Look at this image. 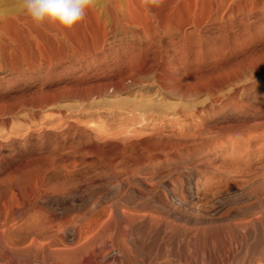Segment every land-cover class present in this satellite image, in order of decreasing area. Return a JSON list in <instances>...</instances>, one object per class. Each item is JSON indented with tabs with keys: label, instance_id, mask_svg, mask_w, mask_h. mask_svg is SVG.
I'll use <instances>...</instances> for the list:
<instances>
[{
	"label": "bare ground",
	"instance_id": "6f19581e",
	"mask_svg": "<svg viewBox=\"0 0 264 264\" xmlns=\"http://www.w3.org/2000/svg\"><path fill=\"white\" fill-rule=\"evenodd\" d=\"M19 8L20 7H18V9ZM18 9H16L15 11L13 10L14 12L10 11V13L7 12L6 14L0 15V31L3 30L10 22L12 23L13 26L16 27V29L22 32L21 39L18 41H15L18 39V37H16L17 39H14V36L13 39L10 40L5 39L7 40L6 42L7 44H5V42L3 41L5 45V49L4 52L0 51V70L2 66L11 73L16 69L15 67L20 64L21 66H24L27 69H31L32 71H37L38 73H40L41 70L44 69L43 76L45 80H48L51 78L50 76V73L52 71L51 68L60 69L55 72L58 73L55 74V76L53 77V81H56V83L64 80L61 77V75L63 76L64 73L67 74L72 72L73 75L72 78L65 79L64 81L65 83H63L56 89L54 90L47 89V91L49 92H46V90L43 89V91H45V92L42 91L43 95L44 93H46V95L48 93V95L36 100V104L34 103L35 104L34 108L36 109V106L43 107L51 104L52 107L50 108H54L53 104H57L58 102H60V100L58 102L56 100L63 97L67 99H77L81 103L82 101L84 102L87 100L89 101L90 99L98 98L99 100L97 99V102L95 104L96 106L94 105L97 108V106L99 105L98 103L101 99H105L107 96L109 97L110 95H119L121 93H127L136 86L142 87V90L140 89V91L145 92V94L146 92L147 94L149 93L148 90L154 91V89H156L157 91H155V93L159 92L164 97H168V98L172 97V99L173 97L175 99L179 98L178 99L179 101L181 98H184L186 96L190 97V95L197 93L199 95V93H201V91L203 92L204 90H206V92L208 91V93L211 92L213 90L211 87H213L212 85L215 75L213 73V70L210 68V65H208L202 73H199V71L197 72L196 70L191 69L190 67L192 63L193 64L198 63V56L200 54V50L202 47L201 46L202 39L209 38L210 33L212 32L213 27L216 26L217 22L220 24L225 23L227 22L226 20H228L226 18L231 15L235 18L236 14L237 16H240V14H244L245 18L246 17L248 18L250 17L249 15H252L254 13L264 14V0H162V3L159 6L150 3H145L144 0H96L94 7H92L88 11L86 20L82 24L77 26L72 32H69L66 35L61 34L56 29L48 26H44V27L35 26L32 23V21L27 16L21 14ZM243 23H245V21ZM233 26H235V24ZM249 27H251V25ZM236 34H234V36ZM0 40L2 39L0 38ZM244 40L246 41V39ZM3 42L0 44H3ZM261 50H264V48H262ZM262 53H264V51H262ZM208 54L209 53H207V56H210ZM253 54L258 55L256 53ZM255 62L257 63V61ZM19 73H21V71ZM2 74H4V72ZM226 77H228V75ZM41 79L43 78L41 77ZM69 79L71 80L70 83L68 82ZM227 80L231 81V79L229 78ZM148 83H150V85H148ZM219 88L221 87L219 86ZM212 93L214 92L212 91ZM20 96H21L20 99H23L22 94ZM29 96L30 95H28V98ZM31 96H32L31 98L32 100L33 97H36L37 95L36 96L31 95ZM39 96H41V94ZM126 96L123 95V97L122 96L121 97L124 98ZM143 96L139 97L140 100L141 98H143ZM25 97L26 99H28L27 95ZM116 97L118 96H115L114 98ZM209 97L211 96L209 95ZM16 99H12L14 100L13 104L17 102V101L15 102ZM127 99L128 98H125L123 100L125 101ZM135 99L133 100L135 101ZM147 99L149 98H146V101ZM151 99H149L150 103L149 102L141 103L145 101L144 99H143L144 101L141 102L138 101V103L132 102L130 100V102L127 104L128 107L130 108L131 115L127 116L126 114V117L124 116V118L120 119V121L118 122H121V120L122 122L118 126L115 124V126L117 127L108 124V126L106 127L104 126L105 127L104 128V127H100L99 126L100 123H98V125L96 126H99V128L101 129L97 131V127H96L97 133L95 134H92L93 130L90 132V130L88 129L86 130V128H84L85 130L80 131L81 136L83 137L84 140L82 145H80L77 148L76 147L71 149L68 148V150L65 151L64 150L54 151L53 153H51V155L48 158L46 155L45 160L36 159L38 160L37 162H39V160H41L40 162H42V160L45 161L46 165L43 164L44 162L42 163L43 165L39 164L40 166L36 168V172L34 171V173H36V175L33 174V176L35 177V178L33 177L34 179L26 177L25 179L23 178L20 181L19 180L17 182L13 181L14 183L11 184L8 183L9 184L8 187L6 185L8 189L9 188L11 189L10 191H13V189L19 190L21 192V195L19 193L20 197L18 199L16 195L14 196V194L16 193V191H14V194L9 196L10 198L9 199L7 198L8 200H6L5 203L2 202L4 204V211L2 210L3 214L2 216L0 215L1 216L0 264H150L149 262H151L152 259H156L154 254L158 251V249H160L159 251H161V257L166 256L168 257L167 258L168 260L165 261L164 263L157 261V263L155 262L156 264H182L181 262L186 260L188 261V263L190 262L191 264H195L197 263V261H199V264H216L217 261L219 262L221 258L230 260L228 257H232V256H229V254L234 255L231 253V250L235 249L236 247L239 248V252L237 254L235 253L234 256L235 260L233 259V261H236L237 264L259 263L260 260L259 258H258V262L256 260H252L251 258H253L254 253H257L259 251V250L257 251L259 247L264 248V209L261 210V216L259 217L261 219V222L258 221L259 218L257 219L256 217H252L249 221L243 223L241 222L242 220L241 221L239 220L240 222L237 220L240 216H242V212H244V210L247 211L249 210L251 211L252 214V210H254L257 207L258 200H256L257 202L252 201V203L250 200H253L255 198L254 196L255 194H257L256 190L258 186L264 185V162L260 161L258 165L255 167L253 166L250 167L249 166L250 164L249 165L247 164L248 166L241 164L230 165L229 163H232L230 162V160L229 163L227 162L228 160L224 161L225 160L224 154L219 153L213 149L212 150L207 149L208 147L207 145L206 148H201V146H198V143H197L198 149H195L196 146L195 147L192 146V148L190 147L191 149H183L184 147L174 148V146L173 148H167L166 145L169 143V147H170L171 145L170 141L172 142L175 139V137L173 140L171 137H169L170 141L162 140L160 138L161 136H157L160 134H155L156 132L154 134L149 133L150 132L149 130L151 129L148 130L147 124L149 122L147 123L146 121L149 118L146 113L149 110H154V108H156L155 109L156 111L160 108L158 107V104H156L155 102L152 103ZM153 99H155L156 101V98ZM112 100L118 101L119 99L117 98ZM27 101L24 100L26 104ZM110 101L111 99H109L108 101L106 100L107 103L109 102L112 105L111 102L113 101L111 102ZM124 101L122 102L123 104H125ZM80 102H78L79 107L82 105V104L79 105ZM91 102L88 103L91 104ZM106 102L103 103L106 104ZM120 102L118 104H120ZM211 102L212 100L210 101V103ZM170 103L171 102H169V104ZM190 103H189L190 106L191 105L194 106L195 104V102H193L194 104L193 103L190 104ZM67 104L71 105L69 102ZM76 104H73V106L75 105V107L78 108ZM115 104L116 102L114 101V105ZM203 104L198 103V105H202V107ZM207 104L205 106H207ZM5 105L8 106L9 104L7 103ZM28 105L30 106L29 103ZM28 105L26 106L27 109H28ZM60 105H59V109L63 107V106L61 107ZM92 105L93 104H91V106ZM111 105L109 106L112 109L113 106ZM172 105L173 104H171L170 106ZM106 106L108 107V105ZM116 106L118 105H115L113 109ZM120 106L122 105L120 104ZM166 106L164 105V107ZM64 107L65 109L69 108L67 106ZM95 107L92 109H95V111H97ZM101 107L98 109H101ZM186 107L188 108L189 106L187 105ZM8 108L10 107H7L5 109H7L8 111ZM24 108H25V104H24ZM89 108H87V111H89ZM116 108L118 110L120 109L118 107ZM45 109L48 108L45 107L42 110ZM105 109L107 108H104V110ZM109 109L110 108H108L107 111L111 110ZM123 109L124 108H122L121 110ZM163 109L160 111L163 112L164 111ZM9 110L11 111V109ZM69 110L70 108L68 109V111ZM71 110L73 111V109ZM82 110L85 113L86 109H82ZM125 110L126 109H124L123 111ZM159 110L158 112H160ZM7 111L6 110L3 111L2 109L1 112L5 113ZM49 111L50 112L46 113L47 115L48 113H51V110ZM75 111L76 110H74V112ZM21 112H19V114H21ZM23 112L27 113L28 111L27 112L23 111ZM92 112L93 111H91V113ZM4 113H2V115ZM76 113L77 112H75V116ZM115 113L121 115L120 114L121 112L116 111ZM164 113H166V111H164ZM57 114H56V118L58 116ZM5 115L6 114H4V117H6ZM65 115L68 116V114ZM65 115L63 116L64 118ZM159 115H156V117ZM175 115L177 116L178 114L176 113ZM31 116L32 118H34L33 114ZM50 116H52V114ZM121 116H123V114ZM137 116L139 118H137ZM43 117L41 118V120L43 119ZM18 119L16 118L17 122ZM46 119L49 118L47 117ZM61 119L63 120V118ZM93 119H95V117ZM39 120L40 119H38V122ZM55 120L56 122L58 121L57 119ZM70 120H72V118ZM96 120L98 121V119H95V122ZM156 120H158V118ZM32 121L36 122L37 120L32 119ZM152 122H156V121L153 120ZM31 123L34 124V122ZM11 124L13 125V123H11L10 121V125ZM16 124L17 123L15 122L14 125ZM154 124L155 123H153L152 125ZM18 125L19 124H17V126ZM102 125L104 124L102 123ZM65 126L69 130L76 131V128L71 122ZM79 126L80 125H78V127ZM159 127L162 126L160 125ZM8 128H10L11 130V126ZM35 128H37V126H35ZM173 128H175V126ZM181 128L183 129V127ZM50 129L51 128H49V130ZM53 130L57 131L56 129ZM167 130L169 131V128ZM26 131L28 130L26 129ZM38 131H40V129ZM176 132H178V130ZM209 136L210 138H213L214 135L212 136L209 135ZM209 136L207 138H209ZM195 137L193 136V138ZM193 138L191 139L192 140L197 139V138L196 139ZM229 138L227 140H229ZM179 139L180 138H177V140ZM185 139H187V137ZM182 141L187 143V140H184V137ZM182 141L180 140V142ZM189 141L190 140L188 139V143ZM245 141L249 143L248 140ZM174 142H176V139ZM261 143L262 145H264V142ZM176 144H178V141L176 142ZM215 145L216 143L214 144V146ZM245 147L243 148L246 150L248 147L246 148ZM26 156L27 155H25V157ZM218 157L220 158L223 157L224 160L220 162H217L215 160L213 161L214 158L216 159ZM258 157H260V155ZM40 158H43V156ZM176 158H183V159L186 158L188 159L189 162L195 161L192 167L189 168L185 167V170H187L185 171V173L182 172L181 175H184L185 178L184 181L180 182L179 180L175 179L176 177L174 178L175 180L172 179L170 175L171 171L168 174H163L160 173L161 171L158 172L152 170L153 168L151 169V167H154L155 164L161 163L162 160L172 159L174 161V159ZM257 160L258 159H256V161ZM31 162L33 163V161ZM34 162L36 161L34 160ZM177 162H180V160H178ZM36 164L38 163H35V165ZM31 166L29 168H32ZM79 167L80 168L84 167L89 169L93 168V170L94 169L99 170L100 168L101 171L99 170V172H96V170H94L95 171L94 172L92 170L93 171L92 173H94L93 175L94 176L98 175L97 177L100 176L101 178H103L104 182L107 183V185H105L107 187L110 181L114 183H110L109 186L111 187L109 189L106 188L108 189L107 191L105 190L106 193L103 192L104 193L103 194L101 192L102 193L101 197L99 196L101 194L95 195L96 200L94 199V201L92 202L89 199L90 197L88 198V194H87L88 192H86L88 199L86 197H85L86 199L81 198L78 196L80 193H77L78 195L75 193L77 192V190H79L77 189L78 182L74 180L75 178L73 179L72 177L73 172L77 168L79 169ZM156 167L158 168V166ZM23 168L24 166L21 167L20 170ZM29 168L27 167V169ZM15 170L16 168H14V171ZM181 171L183 170L181 169ZM16 172L17 171L12 173L15 175L14 177L17 179L16 175L18 173ZM50 172L56 174L53 180L49 178L50 176L48 177V173ZM7 174H10V172ZM52 174L50 175L52 176ZM87 175L85 178H87ZM25 176L23 175V177ZM94 176L92 178L88 176V178H90L89 180L91 179L94 180L95 178H97V177L94 178ZM6 177H8V175H6ZM10 177H12V175ZM184 178L182 176L181 179ZM9 180L10 179H8V181ZM102 181L100 182V184L101 183L105 184ZM9 182H11V180ZM87 182L88 181H86V184ZM0 184L2 186L3 183ZM93 185L91 184L90 187L92 188ZM157 185L158 186L160 185V188L162 186L163 189L161 190L162 192L158 191L160 188L157 190ZM87 186H85V188ZM94 187H99V185ZM95 189L96 188L92 190L93 194L91 195L93 196L95 194L94 191H96ZM99 189H101V187H99ZM98 191H102V189L97 190V192ZM261 195L262 198H264V193L260 194V196ZM98 196L100 198L97 199ZM1 201H5V200L3 199ZM244 201H250V202L249 203L247 202L248 204L246 206L238 205L237 207L236 205H234V207L232 206V208L230 209H228L227 207L226 208L227 210L225 212L223 211L228 204L229 205L231 203L238 204V203H243ZM258 204L264 206L260 204V202ZM2 211L0 212L2 213ZM255 211L256 210H254V212ZM258 212L259 211L255 213L258 214ZM245 216H247L246 212H245ZM230 219L232 220L237 219L236 220L237 222L231 221ZM209 220H215L217 222L224 220L226 222V220H230V223L232 222V224L234 225V229H232L233 227L231 228L229 226L233 230V234L235 236L233 237V240L235 238L234 243H232L233 242L232 239H229L230 238L229 236H227L226 234L224 235L223 233L222 235L220 233L221 232L220 229H219L220 231L219 234L222 235L221 237L223 238L224 243L223 240H221V242L219 243L224 244L223 245L224 248L222 247L223 250L221 248L216 249L215 247H212V245L208 244V241H210V239L207 236H205L206 233L204 231L203 232L205 233V235L203 233L202 238L201 237L199 238V233H200L199 232L197 238L195 235L196 233L193 234L192 231H188L187 229H185L184 231L182 230L175 231L173 229L177 227V223L179 222H184L187 223L188 225L195 223H206ZM209 222L211 223V221ZM169 224L172 225V227L170 226L171 228L169 227ZM228 224L226 226H228ZM187 225L186 227L189 226ZM198 225L200 226L201 224ZM255 226L258 228V234L255 233ZM190 227L191 225L189 226V230ZM209 228H211V226ZM195 229L193 230L194 232H196ZM167 230L170 231H168L167 233ZM205 231H207V229ZM231 232L229 231V233ZM208 233L209 232H207V234ZM230 236L232 237V234ZM221 237L219 238L221 239ZM217 238L218 237L215 238L216 241H218ZM212 240H214V238ZM231 243L234 244L235 247L233 246L232 248ZM153 256L154 258H152ZM156 256L159 255L156 254ZM166 257L163 259H166ZM256 257L258 256H255V258ZM260 257L262 258L261 263L264 264V255L261 254ZM222 260L225 262L224 259ZM155 263L153 262L152 264Z\"/></svg>",
	"mask_w": 264,
	"mask_h": 264
},
{
	"label": "rangeland",
	"instance_id": "374dc122",
	"mask_svg": "<svg viewBox=\"0 0 264 264\" xmlns=\"http://www.w3.org/2000/svg\"><path fill=\"white\" fill-rule=\"evenodd\" d=\"M20 5V0H0V15H3V14H6L7 12L8 13H10V11L11 12H14L16 9H18V7H20L19 6ZM6 7V8H5ZM14 10V11H13ZM261 15V16H260ZM250 17H246L245 18V15L244 14H240V16H237V14L235 15V18L231 15V16H229V17H227L226 19H228V20H226L227 22H225V23H222V24H220V23H218L217 22V24H216V26H214L213 27V29H212V32L210 33V36H209V38H204V39H202V41H201V50H200V54H199V56H198V63L197 64H191L190 65V67H191V69H194V70H196L197 72L199 71V73H202L205 69H206V67L208 66V65H210V68L213 70V73H214V81H213V87H211L212 89V91L214 92V93H212V91L211 92H209L208 93V91L206 92V90H204L203 92L201 91V93H199V95H198V93L197 94H193V95H190V97H188V96H186V97H184V98H181L180 99V101L178 100L179 98H174L173 97V99H172V97H164L163 95H161L159 92H157V93H155V91H157L156 89H154V91H150V90H148V94L150 95H148L147 94V92H146V94H145V92H143V91H140V89L142 90V87H138V86H136V87H134L133 89H131L129 92H127V93H121V94H119V95H110L109 97L107 96L105 99H101L100 101H99V107L97 106V108L95 107L96 105V102H97V99H90L89 101L87 100V101H82V103L80 102V101H78L77 99H67V98H59V99H57L56 101L58 102L59 100H60V102H55V103H57V104H53V107L54 108H50V107H52V104L51 105H47V106H49V107H47V106H43V107H37L36 106V109L38 110V112H37V110L34 108L35 106V104H36V100H38V99H40V98H43L44 96H47L48 95V93H47V95H46V93H44V95H43V92H45V91H43V89H45L46 90V92H49V91H47V89L48 90H54V89H56L57 87H59L60 85H62L63 83H65L64 81H65V79H68V78H72V72L71 73H64L63 74V76L61 75V77L64 79V80H62V81H60V82H58V83H56V81H53V77L55 76V74H57V73H55L56 71H58V70H60V69H53V68H51V73H50V76H51V78L50 79H48V80H45V78H44V69H42L41 70V72L40 73H38L37 71H32L31 69H27V68H25L24 66H21L20 64V66L19 65H17L15 68V70L13 71V72H9V71H7V69H5V68H3L2 66H1V72L3 73L4 72V74H2L1 72H0V109H1V111H2V109H3V111L4 110H6L7 111V109H5V108H7V107H10V108H8V113L7 112H1L0 114L2 115V113H4V114H6L5 116L6 117H4V114L1 116V118H0V183H3L2 184V186H1V184H0V202L2 203V202H6V200H8L10 197L9 196H11V195H13L14 194V191H16V193L14 194V196L16 195V197L19 199V197H20V195H21V192L19 191V190H15V189H13V191H10L11 189L9 188H7L8 187V185L9 184H11V183H14V182H17L18 180L20 181L21 179H25L26 177H28V178H33L34 176H33V174L34 175H36V173H34V171L36 172V168L37 167H39L40 165H43V164H45L46 165V163H45V161H43V160H45V158H46V155H47V158L51 155V153H53L54 151H65V150H68V148H77V147H79L80 145H82V143H83V137L81 136V130H85L84 128H86V130L88 129V130H90V132L92 131V134H95V133H97V131H99V129H101V128H99V126L100 127H106V126H108V124H111V125H113L114 127H117L119 124H121V122H122V120H121V122H118V121H120V119H122V118H124V116L126 117V114H127V116H129V115H131L130 114V108L128 107V104L127 103H129L130 102V100L132 101V102H136V103H138V101L139 102H141V101H144V102H141V103H150V100L149 99H151V102L152 103H156V104H158V107H162V104H163V107L160 109V110H162L163 108V110L164 111H166V113H164V111L163 112H161L159 109V111L160 112H158V110L156 111L155 109L156 108H154V110H149L146 114H147V116H148V120L146 121L148 124V130L149 129H151V130H149L148 132L149 133H155V134H160V135H157V136H161L160 138L162 139V140H168V141H170V138L169 137H171L172 138V140L174 139V137H175V139H176V142L178 141V144H176V142H174L175 141V139L171 142L170 141V143H171V145H170V147H169V143L166 145V147L167 148H173V146H174V148L175 147H177V148H183V149H191L192 148V146L193 147H195V149H198L197 147L198 146H201V148H206L207 146V149H213V150H215V151H217V152H219V153H222V154H224V159H223V157H218V158H214L213 159V161L215 160V161H217V162H220V161H222V160H224V161H227L228 163H229V160H230V162H232V163H229L230 165H233V164H235V165H246V166H248L249 164V166L250 167H255V166H257L258 165V163L261 161V162H264V159H262V158H264V145H262V143L261 142H264V138H262V137H264V136H262V135H264V61H262V60H264V55H262V54H264V53H262V51H264V50H261L262 48H264V43H262V42H264V17H262V16H264V14H261V13H254V14H252V15H249ZM254 16V17H253ZM258 17V18H257ZM232 18H233V20H232ZM242 18V19H241ZM237 19V20H236ZM237 22H235V21ZM239 20V21H238ZM249 20H250V22H249ZM254 20V21H253ZM245 21V23H243ZM262 21V22H261ZM232 22V23H231ZM235 22V23H234ZM259 22V23H258ZM242 23H243V25H242ZM254 23H257V24H254ZM229 24H230V26H229ZM235 24V26H233ZM239 24V25H238ZM222 25V26H221ZM238 25V26H237ZM251 25V27H249ZM254 25V26H253ZM256 25H258V26H256ZM9 26H10V28H9ZM232 26H233V28H232ZM240 26V27H239ZM9 29H8V28ZM222 27V28H221ZM228 27V28H227ZM242 27V28H241ZM245 27V28H244ZM14 28V29H13ZM245 30H244V29ZM256 28V29H255ZM261 28V29H260ZM217 29V30H216ZM253 29V30H252ZM228 32H227V31ZM4 31H6V32H4ZM227 33H226V32ZM234 31V32H233ZM251 31V32H250ZM220 32V33H219ZM245 32V33H244ZM261 32V33H260ZM5 33V34H4ZM17 33H18V35H17ZM236 33H238V34H236ZM8 36H7V35ZM234 34H236L235 36H234ZM257 34H258V36H257ZM260 34V35H259ZM2 35V36H1ZM11 35V36H10ZM16 35V36H15ZM21 35H22V32H20L18 29H16V27L15 26H13L12 25V23H8V25L3 29V30H1L0 31V38L2 39V40H0V43H2L3 41L5 42V44H7L6 42H7V40L9 39H13V36H14V39H17L16 37H18V39L17 40H15V41H18V40H20L21 39ZM227 35V36H226ZM20 36V37H19ZM237 37V38H236ZM248 37V38H247ZM261 37V38H260ZM241 38V39H240ZM252 38V39H251ZM5 39H7V40H5ZM228 39H229V41H228ZM244 39H246V41L244 40ZM259 39V40H258ZM212 40V41H211ZM262 41V42H261ZM4 42H3V44H0V46L2 47H0L1 48V50L0 51H3L4 52V49H5V45H4ZM216 42V43H215ZM239 44H238V43ZM253 44H252V43ZM246 43H249V44H246ZM259 43H261V44H259ZM258 44V45H257ZM4 45V46H3ZM251 46V47H250ZM253 46V47H252ZM255 46V47H254ZM208 47V48H207ZM243 47V48H242ZM245 48V49H244ZM253 49V50H252ZM256 49V50H255ZM209 51V52H208ZM203 53V54H202ZM207 53H209L208 55H210V56H207ZM228 53V54H227ZM253 53H256V54H258V55H255V54H253ZM219 54V55H218ZM261 56V57H260ZM259 60V61H258ZM255 61H257V63L255 62ZM210 63V64H209ZM217 63V64H216ZM240 65H241V67H240ZM236 66V67H235ZM19 67V68H18ZM21 67H22V69H21ZM222 67V68H221ZM244 67V68H243ZM26 70H25V69ZM230 68V69H229ZM237 68V69H236ZM19 69V70H18ZM200 69V70H199ZM241 69H243V70H241ZM239 70V71H238ZM16 71V72H15ZM21 71V73H19ZM29 71V72H28ZM7 72H8V74H7ZM32 73V74H31ZM225 73V74H224ZM241 73V74H240ZM228 75V77H226L227 75ZM2 75H3V77H2ZM8 78H7V77ZM41 77L43 78V79H41ZM232 77V78H231ZM236 77V78H235ZM225 78V79H224ZM231 79V81L230 80H227V79ZM69 79V83L71 82V80ZM20 80H22V81H20ZM42 80V81H41ZM224 80V81H223ZM227 80V81H226ZM225 82V83H224ZM221 83H223V84H221ZM215 84V85H214ZM148 85H150V83H148ZM218 86V88H217V86ZM38 86V87H37ZM219 86L222 88H219ZM25 87V88H24ZM35 87V88H34ZM39 88V89H37V88ZM42 87V88H41ZM216 87V88H215ZM28 88V89H27ZM23 89V90H22ZM26 89V90H25ZM42 89V90H41ZM147 89H149V88H147ZM220 89V90H219ZM3 92H2V91ZM31 90V91H30ZM137 92H136V91ZM21 91V92H20ZM28 91V92H27ZM43 91V92H42ZM134 91V92H133ZM216 91V92H215ZM18 92V93H17ZM154 92V93H153ZM206 92V93H205ZM26 93V94H25ZM28 93H30V94H28ZM32 93V94H31ZM34 93H35V95H34ZM37 93V94H36ZM134 93V94H133ZM153 93V94H152ZM211 93V94H210ZM10 94V95H9ZM16 94V95H15ZM22 94V97H23V99H20L21 98V95ZM41 94V96H39V95ZM138 94V95H137ZM145 94V95H144ZM207 94V95H206ZM214 94V95H213ZM216 94V95H215ZM219 94V95H218ZM19 95V96H18ZM24 95V96H23ZM27 95V98H28V95H33V96H36V97H33V99L31 100V98H32V96L30 97L29 96V98L28 99H26V96ZM123 97V95L124 96H126V97H124V98H122L121 96ZM133 95V96H132ZM138 97H137V96ZM146 97V98H149V99H147V101H146V98L144 97V96ZM155 96V97H153V96ZM209 95L212 97H209ZM39 96V97H38ZM115 96H118V97H116V98H114ZM120 96V97H119ZM140 96H143V98H141V100H140ZM148 96V97H147ZM162 96V97H161ZM216 98H215V97ZM11 97H13V98H10ZM38 97V98H37ZM112 97V98H111ZM158 97V98H157ZM8 98V99H7ZM17 98V99H16ZM35 98V99H34ZM119 99L120 101H121V99H122V101L120 102L119 100L117 101V100H114L115 102H116V104L115 105H118V106H116V107H118V108H120L119 110L115 107L114 109H113V107L115 106L114 105V101L112 100V99ZM125 98H128L127 100H123V99H125ZM130 98V99H129ZM136 98V99H135ZM137 98H139V99H137ZM153 98H156V101H155V99H153ZM160 98V99H159ZM167 98V99H166ZM207 98V99H206ZM211 98V99H210ZM3 99H4V101H3ZM6 99V100H5ZM12 99H16L15 100V104H13V102H14V100H12ZM18 99H20V100H18ZM65 99V100H64ZM109 99H111V101H113V102H111L112 103V105L108 102H106V100L108 101ZM133 99H135V101L133 100ZM144 99V100H143ZM163 99V100H162ZM164 99H166V100H164ZM190 99H191V101H190ZM217 99V100H216ZM9 100V101H8ZM24 100H28L27 101V104H26V102H24ZM62 100V101H61ZM73 102H72V101ZM80 102L79 103V105L80 104H82V105H84V106H78V102ZM93 100V101H92ZM94 100H95V102H94ZM99 100V99H98ZM104 100V101H103ZM129 100V101H128ZM137 100V101H136ZM149 100V101H148ZM159 102H161V103H159ZM173 100V101H172ZM176 100V101H175ZM187 100V101H186ZM212 100V102L210 103V101ZM215 100V101H214ZM77 103H75V102ZM92 101V102H91ZM106 102V104L105 103H103V102ZM124 101V103L125 104H123L122 102ZM128 101V102H127ZM164 103H163V102ZM214 101V102H213ZM70 103L71 105H69V104H67V103ZM91 102V104H93L92 106H91V104H89V103ZM94 102V103H93ZM120 102V104L122 105V106H120V104H118ZM158 102V103H157ZM169 102H171L170 104H169ZM191 102V103H190ZM193 102H195V104L193 103ZM204 104H203V103ZM216 102V103H215ZM9 104L8 106L7 105H5V104ZM11 103V104H10ZM28 103L30 104V106L28 105ZM35 103V104H34ZM61 105H60V104ZM63 103V104H62ZM88 103V104H87ZM167 103H168V105H167ZM185 103V104H184ZM189 103L190 104H194V106H190L189 105ZM198 103L200 104H203V107H202V105H198ZM208 103V104H207ZM211 105H210V104ZM4 106H3V105ZM24 104H25V108L27 109V105H28V109L26 110L25 108H24ZM73 104H76V106H78V108H80V109H78L77 107H75V105L73 106ZM126 104H127V107H126ZM161 104V105H160ZM171 104H173L172 106H170ZM175 104V105H174ZM189 106L188 108L186 107L187 105ZM207 104V106H205ZM20 105H22V106H20ZM55 105V106H54ZM59 105L62 107L61 109H59ZM87 105V106H86ZM88 105H90V106H88ZM95 105V106H94ZM105 105V106H104ZM106 105H108V107L106 106ZM109 105H111V106H113L112 107V109H113V111H112V109H111V107L109 106ZM160 105V106H159ZM164 105L166 106V107H164ZM178 107H177V106ZM184 105V106H183ZM186 105V106H185ZM208 105H210L211 106V108H210V106H208ZM20 106V107H19ZM64 106H67V107H69L70 108V110L68 111V109L69 108H66L65 109V107ZM73 106V107H72ZM97 109V111H95V109H92V108H94V107ZM102 106V107H101ZM120 106V107H119ZM174 106H176V107H174ZM183 106V107H182ZM212 106H214V107H212ZM12 107V108H11ZM31 107H33V108H31ZM48 108V109H45V110H42L43 108ZM85 107V108H84ZM89 107H91V108H89ZM101 107V109H98V108H100ZM124 108V109H126L125 111H123V110H121L122 108ZM157 107V106H156ZM167 107H169V108H167ZM191 107V108H190ZM201 107V108H200ZM205 107H206V109H205ZM209 107V108H208ZM14 108V109H13ZM18 108V109H17ZM87 108H89V111H87ZM104 108H107V109H105L104 110ZM108 108H110L109 110L110 111H107L108 110ZM199 108V109H198ZM204 108V109H203ZM9 109H11V111L9 110ZM32 109V110H31ZM40 109V110H39ZM65 109V110H64ZM71 109H73V111L71 110ZM82 109H86L85 110V113H84V111L82 110ZM117 109V110H116ZM167 109V110H166ZM178 109H180V110H178ZM201 109V110H200ZM17 110V111H16ZM31 110V111H30ZM49 110H51V113H48V115L46 114L47 112H50ZM54 110H56V111H54ZM74 110H76L75 112H77L76 113V116H75V112H74ZM79 110H81V111H79ZM129 110V111H128ZM178 110V111H177ZM14 111H16V112H14ZM23 111H28L27 113H25V112H22ZM36 111V112H35ZM44 111H45V113H44ZM59 111V112H58ZM73 113H72V112ZM91 111H93L92 113H91ZM109 112V113H107V112ZM121 112L120 114L122 115L123 114V116H121V115H119L118 113H115V112ZM156 111V112H155ZM203 111V112H202ZM209 111V112H208ZM10 112H12V113H10ZM19 112H21V114H19ZM30 112V113H29ZM39 112H40V114H39ZM42 112V113H41ZM54 112H55V114H54ZM62 112V113H61ZM66 112V113H65ZM69 112V113H68ZM80 112V113H79ZM96 112V113H95ZM111 112V113H110ZM160 114H158V113ZM180 112V113H179ZM182 112V113H181ZM11 115H10V114ZM17 113V114H16ZM45 114V116H44V114ZM58 113V114H57ZM72 113V114H71ZM100 113V114H99ZM105 113V114H104ZM114 113V114H113ZM125 113V114H124ZM149 113V114H148ZM151 113H152V115H151ZM155 115H154V114ZM164 113V114H163ZM168 113V114H167ZM173 113V114H172ZM177 113L178 115L176 116L175 114ZM184 113V114H183ZM210 113V114H209ZM7 114H9V115H7ZM12 114H14V115H12ZM21 116H19V115ZM27 114V115H26ZM29 114V115H28ZM34 115L33 117L34 118H32V116L31 115ZM39 114V115H38ZM42 114V115H41ZM52 114V116H50V115ZM56 114L58 115L57 116V118H56ZM65 114H68V116L67 115H65ZM88 116H87V115ZM99 114V115H98ZM139 114H140V112H139ZM145 114V113H144ZM24 115V116H23ZM27 117H26V116ZM41 115V116H40ZM53 115H55V116H53ZM65 115V118L63 117ZM79 115V116H78ZM104 115V116H103ZM154 115V116H153ZM156 115H159L160 116V118H159V116H157L156 117ZM162 115V116H161ZM164 115V116H163ZM165 115H166V117H165ZM175 115V116H174ZM205 117H204V116ZM14 116H15V118H14ZM22 116H23V119H22ZM37 116V117H36ZM39 116V117H38ZM44 116V117H43ZM62 116V117H61ZM93 116V117H92ZM97 116V117H96ZM100 116H102V117H100ZM143 116V115H142ZM141 116V117H142ZM147 116H146V118H147ZM151 116V117H150ZM180 116V117H179ZM4 117V118H3ZM29 117V118H28ZM43 117V119L41 120V118ZM48 117L49 119H46V118ZM52 117H54V118H52ZM60 117V118H59ZM79 117H81V118H79ZM85 117V118H84ZM95 117V119H98V121L96 120V122H95V119H93ZM105 117V118H104ZM121 117V118H120ZM140 117V118H141ZM144 117H145V115H144ZM156 117V118H155ZM12 118V119H11ZM14 118V119H13ZM16 118L18 119V122L16 121ZM21 118V119H20ZM36 118V119H35ZM59 118V119H58ZM61 118H63V120L61 119ZM68 118H69V120L72 118V120H68ZM74 118V119H73ZM90 118V119H89ZM92 118V119H91ZM101 118H103V119H101ZM137 118H139L138 116H137ZM158 118V120H160V121H158V120H156ZM161 118H162V120H161ZM3 119V120H2ZM25 119V120H24ZM31 119V120H30ZM32 119L33 120H37L36 122L35 121H32ZM38 119H40L39 120V122H38ZM52 119V120H51ZM55 119H57L58 121L56 122V120ZM61 119V120H60ZM79 119V120H78ZM82 119V120H81ZM88 119V120H87ZM119 119V120H118ZM13 120H15V121H13ZM22 120H23V122H22ZM31 122H34V124L33 123H31ZM81 120V121H80ZM94 120V121H93ZM99 120H100V122H99ZM109 120V121H108ZM114 120V121H113ZM153 120H155L156 122H152ZM10 121H11V123H13V125L11 124L10 125ZM29 123V125H28V123ZM85 123H84V122ZM86 121H88V122H86ZM161 121H162V123H161ZM164 121H166V122H164ZM15 122L17 123V124H19L18 126H17V124L16 125H14L15 124ZM26 122V123H25ZM48 122H49V124H48ZM61 122V123H60ZM72 123L73 125H74V127L76 128V131H72V130H69L65 125H67L68 123ZM81 124H80V123ZM94 122V123H93ZM107 122H109V123H107ZM207 122H209V123H207ZM21 123V124H20ZM39 125H37V124ZM40 123H41V125L42 126H44V127H42L41 125H40ZM46 123V124H45ZM52 123V124H51ZM56 123V124H55ZM57 123H58V125H57ZM80 125L79 127H78V125ZM82 123H83V126H82ZM89 123V124H88ZM98 123H100L99 124V126H96V125H98ZM102 123L104 124V125H102ZM107 123V124H106ZM153 123H155L154 125H152ZM3 124V125H2ZM7 124H9V125H7ZM24 124H26V125H24ZM62 124H63V126H62ZM91 124V125H90ZM115 124L117 125V126H115ZM151 124V125H150ZM158 124V125H157ZM163 124H164V126H163ZM166 124V125H165ZM207 124V125H206ZM4 125H6V126H4ZM34 125V126H33ZM76 125V126H75ZM152 126V127H150V126ZM162 126V127H159V126ZM182 125V126H181ZM185 125V126H184ZM206 125V126H205ZM11 126V130H10V128H8V127H10ZM35 126H37V128H35ZM41 126V127H40ZM60 126V127H59ZM95 126V127H94ZM175 126V128H173ZM204 126V127H203ZM5 127V128H4ZM12 127H13V129H12ZM15 127V128H14ZM19 127V128H18ZM24 127V128H23ZM26 127V128H25ZM34 127V128H33ZM45 127H49V128H53V129H56L57 131H54L53 129L51 130H49V128H48V130H47V128H45ZM55 127V128H54ZM89 127V128H88ZM91 127V128H90ZM94 127V128H93ZM96 127H97V131H96ZM104 127V128H105ZM164 127V128H163ZM178 127V128H177ZM180 127V128H179ZM181 127H183V129L181 128ZM191 127V128H190ZM195 127V128H194ZM198 127H200V128H198ZM202 127V128H201ZM33 128V129H32ZM42 128V129H41ZM159 128V129H158ZM169 128V131L167 130ZM197 128V129H196ZM207 128V129H206ZM3 129V130H2ZM26 129L28 130V131H26ZM31 129V130H30ZM37 129V130H36ZM40 129V131H38ZM66 129V130H65ZM95 129V130H94ZM155 131H154V130ZM158 129V130H157ZM179 129H181V130H179ZM200 129V130H199ZM7 130V131H6ZM9 130V131H8ZM14 130V131H13ZM23 130V131H22ZM36 130V131H35ZM161 130V131H160ZM164 130H166V131H164ZM174 130V131H173ZM178 130V132H176ZM184 131V133H183V131ZM196 130H198V131H196ZM3 131V132H2ZM43 131V132H42ZM62 131V132H61ZM158 131V132H157ZM171 131V132H170ZM173 131V132H172ZM180 131H181V133H180ZM189 131V132H188ZM208 131V132H207ZM3 133V135H2V133ZM10 132V133H9ZM24 132H26V133H24ZM37 132H38V134H37ZM94 132V133H93ZM170 132V133H169ZM174 132H175V134H174ZM187 132V133H186ZM195 132V133H194ZM198 132H199V135H198ZM204 132V133H203ZM6 133V134H5ZM12 133V134H11ZM40 133V134H39ZM45 133V134H44ZM55 133H57V134H55ZM60 133V134H59ZM77 133V134H76ZM164 133V134H163ZM178 133H179V135H178ZM194 133V134H193ZM201 133H202V135H201ZM205 133H206V135H205ZM212 133V134H211ZM12 136H11V135ZM13 134H14V136H13ZM16 134V135H15ZM169 135V136H167V135ZM172 134V135H171ZM9 135V136H8ZM21 135V136H20ZM174 135V136H173ZM179 137H178V136ZM181 135V136H180ZM183 135V136H182ZM190 135H192V136H190ZM195 135H196V137H195ZM209 135H214L213 136V138H210V136ZM223 135V136H222ZM235 135V136H234ZM241 135V136H240ZM244 135V136H243ZM261 135V136H260ZM3 136V137H2ZM16 136V137H15ZM18 136V137H17ZM25 136H27V137H25ZM68 136V137H67ZM76 136V137H75ZM163 136V137H162ZM167 136V137H166ZM173 136V137H172ZM176 136H177V138H180L179 140H177V138H176ZM193 136L195 137V138H193ZM201 136V137H200ZM204 136V137H203ZM209 136V138H207ZM225 136V137H224ZM230 138H229V137ZM240 136V137H239ZM253 138H252V137ZM8 137H10V138H8ZM11 137H13V138H11ZM183 137H184V140H187V143H185L184 141H182V139H183ZM187 137V139H185ZM189 137H191V138H193V139H196V140H192L191 138H189ZM202 138V139H200V138ZM250 138V140H249V138ZM259 137V138H258ZM8 138V139H7ZM37 140H36V139ZM75 138H76V140H75ZM164 138V139H163ZM221 138V139H220ZM229 138V140H227ZM236 138V139H235ZM238 138V139H237ZM2 139H4V140H2ZM7 139V140H6ZM22 139V140H21ZM72 139V140H71ZM82 139V140H81ZM188 139L190 140L189 141V143H188ZM199 139V140H198ZM208 139H209V141H208ZM225 139H226V141H225ZM234 139V140H233ZM243 139V140H242ZM248 140V142L249 143H247V141H245V140ZM256 139V140H255ZM258 139V140H257ZM261 139V140H260ZM32 140V141H31ZM36 140V141H35ZM74 140V141H73ZM180 140L182 141V142H180ZM201 140V141H200ZM203 140V141H202ZM206 140H207V142H206ZM214 142H213V141ZM223 142H222V141ZM237 140H238V142H237ZM240 140H242V141H240ZM255 140V141H254ZM58 141V142H57ZM195 141V142H194ZM220 143H218V142ZM232 141V142H231ZM235 141V142H234ZM192 142H193V144H192ZM206 142V143H205ZM209 142H210V144H209ZM245 142V143H244ZM256 142H258V143H256ZM74 143V144H73ZM77 143V144H76ZM174 143V144H173ZM182 143V144H181ZM191 143V144H190ZM195 143V144H194ZM197 143H198V146H197ZM201 143V144H200ZM203 143V144H202ZM212 143V144H211ZM216 143V145L214 146V144ZM61 144V145H60ZM173 144V145H172ZM176 144V145H175ZM182 146H181V145ZM185 144H187V145H185ZM205 144V145H204ZM238 144V145H237ZM243 144V145H242ZM254 146H253V145ZM71 145V146H70ZM74 145V146H73ZM184 145V146H183ZM207 145V146H206ZM256 145V146H255ZM2 146V147H1ZM64 146V147H63ZM186 146V147H185ZM205 146V147H204ZM209 146H210V148H209ZM212 146V147H211ZM235 146V147H234ZM248 147L246 150L243 148V147ZM11 147V148H10ZM63 147V148H62ZM67 147V148H66ZM191 147V148H190ZM242 147V148H241ZM245 147V148H246ZM260 147V148H259ZM65 148V149H64ZM215 148V149H214ZM241 148V149H240ZM262 148V149H261ZM9 149V150H8ZM13 149V150H12ZM34 149V150H33ZM194 149V148H193ZM229 149V150H228ZM238 149H239V151H238ZM243 149V150H242ZM257 149V150H256ZM259 149V150H258ZM29 150V151H28ZM228 150V151H227ZM231 150V151H230ZM16 151V152H15ZM234 151V152H233ZM241 151V152H240ZM259 151V152H258ZM261 151V152H260ZM11 152V153H10ZM246 154H245V153ZM253 152V153H252ZM254 152H256V153H254ZM21 153V154H20ZM48 153H50V154H48ZM227 153H229V154H227ZM239 153V154H238ZM241 153V154H240ZM252 153V154H251ZM30 154V155H29ZM44 154V155H43ZM260 155V157H258L259 155ZM25 155H27L26 157H25ZM38 155V156H37ZM232 155V156H231ZM238 155H240V156H238ZM242 155V156H241ZM243 155H244V157H243ZM247 155H249V156H247ZM253 155V156H252ZM254 155H256V156H254ZM33 156H34V159H33ZM43 156V158H40V157H42ZM230 156V157H229ZM38 157V158H37ZM232 157V158H231ZM234 157V158H233ZM242 157V158H241ZM250 157V158H249ZM254 157H256V158H254ZM258 157V158H257ZM30 158V159H29ZM236 158V159H235ZM240 158V159H239ZM31 159H33V160H31ZM36 159H43L42 160V162H40L41 160H39V162H37L38 160H36ZM239 159V160H238ZM246 159V160H245ZM251 159V160H250ZM256 159H258L257 161H256ZM260 159V160H259ZM33 161V163L31 162V161ZM34 160L36 161V162H34ZM172 160V159H171ZM162 160V164L161 163H159V164H155L154 165V167H151V169L152 170H154V171H158V172H160V173H163V174H168L170 171H171V173H170V175H171V178L172 179H174L175 177V179H177V180H179L180 182L181 181H184L185 180V178H184V175H181L182 174V172L183 173H185V171H187V170H185V167H192L193 166V163H195V161H192V162H189L188 161V159H183V158H176V159H174V161L172 160ZM178 160H180V162H177ZM187 163H186V162ZM243 161V162H242ZM26 162V163H25ZM44 162V163H43ZM175 162V163H174ZM184 164H182V163ZM237 162V163H236ZM250 162V163H249ZM252 162V163H251ZM254 162H256V163H254ZM29 163V164H28ZM35 163H38V164H36L35 165ZM43 163V164H42ZM165 163H167V164H165ZM181 165H179V164ZM192 163V164H191ZM244 163V164H243ZM21 164H22V166H21ZM40 164V165H39ZM174 164V165H173ZM177 164V165H176ZM248 164V165H247ZM256 164V165H255ZM29 168L31 165V167L32 168H29V169H27V167ZM166 165V166H165ZM168 165V166H167ZM172 165V166H171ZM188 165V166H187ZM19 166V167H18ZM24 166V168L26 169H21L20 170V168L21 167H23ZM156 166H158V168L156 167ZM160 166V167H159ZM165 166V167H164ZM180 166V167H179ZM183 166V167H182ZM167 167V168H166ZM182 167V168H181ZM14 168H16V170L15 171H17L16 173H18L16 176H17V179L14 177L15 175L13 174L15 171H14ZM155 168V169H154ZM169 168V169H168ZM6 169V170H5ZM158 169V170H157ZM166 169V170H165ZM174 169V170H173ZM176 169H178V170H176ZM181 169L183 170V171H181ZM8 170V171H7ZM77 170V171H76ZM74 172H73V174H72V177H73V179L74 180H76L77 182H78V184H77V189H79V190H77V192H75L76 194L77 193H80L78 196L79 197H81V198H84V199H86L87 198V194H88V198L91 200V202L92 201H94V199L96 200V196L95 195H98V194H101V195H99L100 197L102 196V193L104 192V193H106L105 192V190L107 191L111 186H109L110 185V183H114V182H111L110 181V183H108L109 185H108V187L107 186H105V185H107V183H105L104 182V179L103 178H101L100 176V178L99 177H97V176H94L93 174L94 173H92L94 170H96V172H99V170L101 171V169L99 168V170L98 169H94L93 170V168H91V169H89V168H84V167H79V169L77 168ZM86 170H87V172H86ZM90 170V171H89ZM93 170V171H92ZM165 170V171H164ZM173 170V171H172ZM24 171H28L27 173L26 172H24ZM30 171V172H29ZM163 171V172H162ZM10 172V174L12 175V177H10L11 175L10 174H7V173H9ZM13 172V173H12ZM22 172V173H21ZM32 172V173H31ZM82 172V173H81ZM85 172V173H84ZM95 172V171H94ZM5 173H6V175H8V177H6V175H5ZM15 173V174H16ZM53 172H50V173H48V177L51 179V180H53L54 178H55V176H56V174H52ZM88 175H87V174ZM92 173V174H91ZM177 173H179V174H177ZM25 174H26V176H25ZM27 174H29V175H27ZM32 176H31V175ZM50 174H52V176L50 175ZM92 176H91V175ZM23 175L25 176V177H23ZM86 175H87V178H85L86 177ZM180 175H181V177H180ZM18 176H19V178H18ZM21 176V177H20ZM88 176L89 177H93L94 176V178L95 177H97V178H93L94 180H89L90 178H88ZM173 176V177H172ZM177 176H178V178H177ZM182 176H183V178L184 179H181L182 178ZM6 177V178H5ZM52 177V178H51ZM79 177V178H78ZM84 177V178H83ZM14 178H15V180H14ZM35 178V177H34ZM33 178V179H34ZM8 179H10L11 180V182H9L8 181ZM13 179V180H12ZM80 179V180H79ZM83 179H84V181H83ZM88 179V180H87ZM103 181H102V180ZM174 179V180H175ZM88 181L87 182V184H88V186H87V184H86V181ZM3 181V182H2ZM14 181V182H13ZM92 181V182H91ZM95 181V182H94ZM97 181V182H96ZM99 181V182H98ZM104 182L105 184H103V183H101L102 184V186H101V184H100V182ZM9 183V184H8ZM93 185V187L94 186H98L99 185V187H101V189H102V191H98L97 192V190H101V189H99V187H94V188H96L95 190L96 191H94V196L93 195H91V194H93V192H92V190H94V188L92 187H90V185L91 184ZM5 184V185H4ZM96 184H98V185H96ZM6 185H7V187H6ZM80 185V186H79ZM87 186L86 188H85V186ZM112 185H114V184H112ZM5 186V187H4ZM262 186H264V185H259L258 186V188H257V190H256V192H257V194H255V200L253 199V200H250L251 201V203H252V201L254 202H257L256 200H258V202H257V207L254 209V210H256L255 212H257V211H259L260 212V215H259V212H258V214L257 213H255L254 212V210H252V214H251V211H247V210H244V212H242V216H240L239 218H238V220L237 221H241L242 223L243 222H247V221H249L252 217H256L257 219L261 216V210L262 209H264V206H261V205H259L258 203L260 202V204H262V205H264V198H262V195L260 196V194H262V193H264V187H262ZM73 187V186H72ZM81 187V188H80ZM85 189H84V188ZM102 187H104V188H102ZM156 187V186H155ZM261 187V188H260ZM90 188H91V190H90ZM106 188H108V189H106ZM160 188V185L158 186L157 185V190ZM84 189V190H83ZM87 189V190H86ZM262 189V190H261ZM9 190V191H8ZM89 190H90V192H89ZM161 190H163L162 189V186H161V188L158 190L159 192H162ZM261 190V191H260ZM18 191V192H17ZM83 193H82V192ZM260 191V192H259ZM85 192V193H84ZM86 192H88L87 194H86ZM97 192V193H96ZM102 192V193H101ZM255 192V193H256ZM10 193V194H9ZM19 193H20V195H19ZM103 193V194H104ZM3 194V195H2ZM84 194V195H83ZM83 196V197H82ZM97 197V199L98 198H100V197ZM86 197V198H85ZM92 197H93V200H92ZM8 198V199H7ZM87 198V199H88ZM258 198H260V199H258ZM5 200V201H1V200ZM89 200V201H90ZM259 200H261V201H259ZM250 201H244L243 203H244V205H243V203H238V204H228L226 207H225V209L223 210L224 212L227 210L226 208L228 207V209H230V208H232V206L234 207V205H236L237 207H238V205H240V206H246ZM90 202V203H91ZM246 202V203H245ZM248 202V203H247ZM0 203V204H1ZM89 203V204H90ZM2 207H3V209H2ZM260 207V208H259ZM4 211V204L2 203L1 205H0V211ZM3 211H2V213L0 212V215L2 216V214H3ZM222 211V212H223ZM245 212H246V214H247V216H245ZM248 213H249V216H248ZM256 214V215H255ZM251 215V216H250ZM1 216H0V218H1ZM258 216V217H257ZM231 221H234V222H237L236 220H232V219H230ZM230 220H226V222H225V220L224 221H215V220H209V221H211V223L208 221V222H206V223H195V224H188L189 226L191 225V227H190V230H189V226L187 225V223H184V222H179V223H177V227H175V228H173L175 231L176 230H178V231H184L185 229H187L188 231H192V233L193 234H195L196 235V237L198 238V233H199V238L201 237L202 238V236H203V233L205 232L206 233V235H205V233H204V235L205 236H207L209 239H210V241H208V244H210V245H212V247H215L216 249H222V247H223V243H224V240H223V238L221 237L223 234L225 235H227V236H229L230 238L229 239H232L233 240V237H235L234 236V234H233V230L232 229H234V225L232 224V222L230 223ZM239 221V222H240ZM258 221H260L261 222V219L259 218L258 219ZM222 222V223H221ZM223 222H225V223H229L228 224V226H226L227 224H225V223H223ZM184 225V227H183V225ZM210 223V224H209ZM218 223V224H217ZM220 223H221V225H220ZM198 224H201L200 226L198 225ZM208 224V225H207ZM217 224V225H216ZM232 224V225H231ZM179 225V226H178ZM186 225L188 226V227H186ZM203 225V226H202ZM205 225H206V227H205ZM226 227H225V226ZM172 227V225H170L169 224V227ZM181 226V227H180ZM196 226V227H195ZM197 226H198V228H197ZM202 226V227H201ZM211 226V228H209ZM215 226H216V228H215ZM219 226H221V227H219ZM232 228H230V227ZM170 227V228H171ZM180 227V228H179ZM199 227H201V228H199ZM207 229V231H205L206 229ZM223 227V228H222ZM170 228H168V229H170ZM192 228V229H191ZM196 228V229H195ZM213 228V229H212ZM225 228V229H224ZM195 229V231L196 232H194L193 230ZM219 229H220V231H219ZM222 229V230H221ZM226 229H227V232L229 233V231L231 232V230H232V232L231 233H229V235H228V233L226 232ZM228 229H229V231H228ZM170 230H172V229H170ZM170 230H167V233H168V231H170ZM173 230V231H174ZM186 230V231H187ZM218 230V231H217ZM198 231V232H197ZM204 231V232H203ZM223 231H225V232H223ZM207 232H209L208 234H207ZM215 232V233H214ZM218 232V233H217ZM219 232L222 234H219ZM214 233V234H213ZM255 233L256 234H258V228L255 226ZM212 234V235H211ZM217 234H218V236H217ZM232 234V237L230 236ZM212 236V237H211ZM214 236V237H213ZM218 237L217 238V240L218 241H216V237ZM219 237H221V239L219 238ZM214 238V240H212ZM227 239H228V237H227ZM220 240V241H219ZM221 240H223V243L221 244V243H219V242H221ZM231 240V241H232ZM234 240H235V238H234ZM234 240H233V242L232 243H234ZM211 241H212V244H211ZM217 242V243H216ZM158 243V242H157ZM231 243V245H232V248H233V246L235 247V245L234 244H232ZM218 244V245H217ZM222 246H221V245ZM214 245H217V246H214ZM224 248V247H223ZM203 249V248H202ZM202 249H200V250H202ZM235 249H237V250H235ZM235 249H232L231 250V253L232 254H234V255H230L229 254V256H232V257H228L230 260H228V259H225V258H221L220 259V261L218 262L217 261V263L216 264H226V262H227V264H237V262L236 261H233V259L235 260V253L237 254L238 252H239V248L238 247H236ZM160 249H158V251L154 254V256H155V258L157 259H152L151 260V262H149L150 264H152L153 262L155 263H157V261L159 262H162V263H164L165 261H167L168 259V257H166V256H162L161 257V251H159ZM199 250V251H200ZM223 250V249H222ZM259 250V251H258ZM234 251V252H233ZM257 253H254L253 255V258H255V256H258V257H256L255 259H253V258H251L252 260H256L257 262H258V258L261 260H259V263L258 264H262L261 262H262V256L260 257V255L262 254V255H264V252H262V251H264V248H262V247H259L258 249H257ZM262 253H261V252ZM256 252V251H255ZM259 253V254H258ZM261 253V254H260ZM156 254L157 255H159V256H156ZM154 256L152 257V258H154ZM159 259H158V258ZM161 257V258H160ZM166 257V259H163V258H165ZM161 259H163V260H161ZM222 259H224L225 260V262L222 260ZM222 261V262H221ZM231 263H230V262ZM185 262V263H184ZM155 263V264H156ZM182 264H191L190 262L188 263V261L186 260V261H182L181 262ZM195 264H199V261H197V263H195Z\"/></svg>",
	"mask_w": 264,
	"mask_h": 264
},
{
	"label": "clouds",
	"instance_id": "9594fccd",
	"mask_svg": "<svg viewBox=\"0 0 264 264\" xmlns=\"http://www.w3.org/2000/svg\"><path fill=\"white\" fill-rule=\"evenodd\" d=\"M159 6L162 0H144ZM96 0H20L19 12L37 27L48 26L66 35L82 24Z\"/></svg>",
	"mask_w": 264,
	"mask_h": 264
}]
</instances>
